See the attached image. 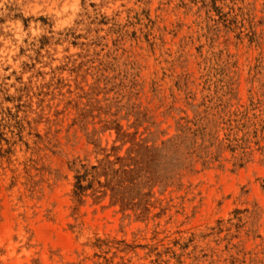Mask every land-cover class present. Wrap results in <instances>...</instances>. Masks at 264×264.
<instances>
[{"label": "rangeland", "instance_id": "obj_1", "mask_svg": "<svg viewBox=\"0 0 264 264\" xmlns=\"http://www.w3.org/2000/svg\"><path fill=\"white\" fill-rule=\"evenodd\" d=\"M0 264H264V0H0Z\"/></svg>", "mask_w": 264, "mask_h": 264}]
</instances>
